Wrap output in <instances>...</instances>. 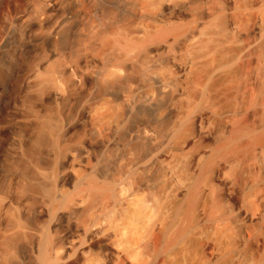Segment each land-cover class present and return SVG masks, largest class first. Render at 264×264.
I'll return each instance as SVG.
<instances>
[{"label":"bare ground","instance_id":"6f19581e","mask_svg":"<svg viewBox=\"0 0 264 264\" xmlns=\"http://www.w3.org/2000/svg\"><path fill=\"white\" fill-rule=\"evenodd\" d=\"M93 23L75 124L0 128V264H264V0H99Z\"/></svg>","mask_w":264,"mask_h":264},{"label":"rangeland","instance_id":"374dc122","mask_svg":"<svg viewBox=\"0 0 264 264\" xmlns=\"http://www.w3.org/2000/svg\"><path fill=\"white\" fill-rule=\"evenodd\" d=\"M98 2L0 0V128L8 125L17 127L15 115L26 107L49 115L57 138L68 126L75 124L76 79L72 62L82 50L90 47ZM107 14V5L104 4V22ZM49 77H56V82H49ZM61 78L66 82H60ZM74 134L72 128L70 139ZM15 147L12 139L2 153L12 154ZM1 164L0 160V173ZM8 176L5 173L2 179L7 181ZM36 212L28 213L26 218L31 221L39 219L40 213ZM21 246L23 248L19 246L18 251H32Z\"/></svg>","mask_w":264,"mask_h":264}]
</instances>
